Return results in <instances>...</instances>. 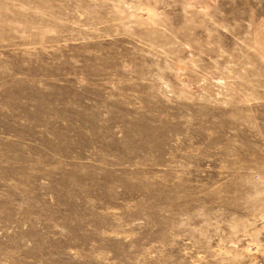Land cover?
Here are the masks:
<instances>
[{
	"label": "rangeland",
	"instance_id": "1",
	"mask_svg": "<svg viewBox=\"0 0 264 264\" xmlns=\"http://www.w3.org/2000/svg\"><path fill=\"white\" fill-rule=\"evenodd\" d=\"M0 264H264V0H0Z\"/></svg>",
	"mask_w": 264,
	"mask_h": 264
}]
</instances>
